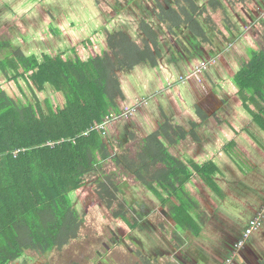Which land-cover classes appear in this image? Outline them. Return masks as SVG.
I'll list each match as a JSON object with an SVG mask.
<instances>
[{
    "label": "trees",
    "instance_id": "16d2710c",
    "mask_svg": "<svg viewBox=\"0 0 264 264\" xmlns=\"http://www.w3.org/2000/svg\"><path fill=\"white\" fill-rule=\"evenodd\" d=\"M172 1L173 8L160 14L162 30L176 38L185 24L202 42L208 37L199 18L216 32L217 17H222L233 32V12L244 16L240 11L252 4V0H206L203 6L196 0ZM147 25L145 39L140 33L131 38L128 26L97 33L73 25L72 30L80 31L82 38L66 43L55 28L51 32L57 37L55 44L37 48L26 43L24 32L18 31L11 39L0 35V71L5 81L0 84V264H15L32 252L61 254L82 241L90 192L111 221L123 222L140 238L147 231L141 224L146 216L128 199L125 190L132 189L130 181L142 183L176 225L170 231L164 222L159 223L156 237L171 236L172 244L183 250L189 248L192 237L203 235L211 215L206 220L197 213L198 204L187 188L177 187L184 180L189 183L193 173L169 152L174 141L185 139L186 130L167 119L146 137L132 130L124 138H113L111 126L118 120L100 128L111 113L121 110L120 74L142 65H159L161 41ZM90 34L97 40L96 49L106 40V47L101 52L94 50L93 55L87 54ZM262 44V49L251 51L250 61L243 64L235 80L240 95H246L243 99L257 107L253 117L264 122ZM24 86L31 99H15L8 93L18 90L25 95ZM48 88L60 97L57 103L40 98ZM207 166L194 168L202 172ZM136 257L135 264H178L172 257L163 260L141 252Z\"/></svg>",
    "mask_w": 264,
    "mask_h": 264
},
{
    "label": "rangeland",
    "instance_id": "374dc122",
    "mask_svg": "<svg viewBox=\"0 0 264 264\" xmlns=\"http://www.w3.org/2000/svg\"><path fill=\"white\" fill-rule=\"evenodd\" d=\"M60 0H43V2L46 4L47 9L49 11H61V8L65 13L70 12H80V13H86L87 8L84 7L83 2L81 0H63L59 3ZM72 1H75V3H72ZM87 2V0H84ZM105 3H108V7L112 6L114 2L112 0H104ZM143 2L140 4V12L133 11V10H126L124 9L125 15L127 17L135 16L140 17L141 15H144L145 18L151 20V14L148 6L151 5L152 0H142ZM199 2H202V0H198ZM197 1V2H198ZM1 3H4L5 6L10 9L14 16L20 18V19H29L30 21H34L31 25L36 24V29L30 28V26L27 25V28L25 26L24 21L17 19L16 17H8V15L5 13V8L0 7V35L6 36L9 39L16 37L18 35V31L27 33L28 30H30V35L25 36L24 39L27 44L32 43L33 48L38 47L39 41H36L34 43L33 38L40 31H42V28L46 26L44 21L42 20V15L40 14L42 10L38 8L36 5L38 3H41V0H0ZM138 2V0H137ZM141 2V1H140ZM145 4V8L144 5ZM42 4V3H41ZM40 4V5H41ZM53 4V7H52ZM54 4L56 6L54 7ZM61 4V6H60ZM122 5V4H121ZM50 7V8H49ZM123 7V5H122ZM88 9H91L88 8ZM54 13V12H52ZM6 16V17H4ZM66 15L63 14V17L65 18ZM84 17V15H83ZM91 18L90 21H87L88 24L92 25V27H96L99 23L93 18V16L89 15ZM69 18V17H68ZM234 18V16H233ZM36 19V20H35ZM71 20L72 25L76 26L78 29L85 27L84 21L75 20V19H66ZM75 20V21H74ZM119 21L117 22L118 25L123 26V19L119 18ZM221 17H217V23L216 26L219 28L221 33L211 31L209 29V34L214 38L217 42V38H219V35H224L227 38V34L225 31H223L222 26L220 24ZM67 24V23H66ZM225 25V23H222ZM50 25V24H49ZM264 25V22H263ZM50 26H53L50 25ZM70 26V25H69ZM250 27V26H249ZM244 32L239 30H234L238 36H241L243 38L247 37L248 40L244 45V50L241 52L242 57L239 58L238 53H236V56L228 54L230 60L235 62L236 64L241 62V64L248 61V52H245V45L249 46L252 41L250 40V35L248 32H252V39L255 41L257 39L258 31L262 30V33L264 32V26L255 28L251 26L250 28L242 27ZM182 29V28H181ZM228 31V30H227ZM229 32V31H228ZM234 32V34H235ZM216 33V35H214ZM261 33V35H262ZM189 33L186 30H179L178 31V37L175 39H178L180 41L177 42V45H168L165 41H163L164 46L167 48L172 47L170 52H167L168 55L164 58H161L159 62V66L156 68H152L146 65H142V67L137 68L134 71H127L123 72L120 75V80L122 82V86L124 88V91L127 93V104H131L126 107H131L134 105V103L137 102V100L141 101L143 99H147L150 103L147 107L140 108L137 112L134 113L133 118L141 119L143 122H155L157 117V105L158 104H164L165 101L169 98L171 94H174L177 98L182 97L181 90L184 87V84H188L189 89H200L204 90V82L197 83L195 79L189 78L191 71L193 67L197 63H201L205 61L206 55L204 54L202 57H197L196 55V46L201 47L199 44H194L190 38L188 37ZM236 35V34H235ZM234 37V36H233ZM249 37V38H248ZM22 38V40L24 41ZM39 40V39H38ZM97 41V40H96ZM95 41V42H96ZM236 44H238V41L233 38L232 40ZM98 43V42H97ZM234 43V44H235ZM99 44V43H98ZM96 45V43L94 44ZM227 46V43L225 44ZM180 46V48H178ZM207 51L209 53H212L215 51V49L211 45H206ZM240 47V46H239ZM98 48L100 52L102 51V47L98 45ZM220 51H216L214 55H217ZM66 52V55H70ZM166 53V54H167ZM250 56V54H249ZM0 57L3 58L2 54H0ZM228 58V59H229ZM181 64V65H180ZM228 64V65H227ZM229 62L225 64L226 69L229 66ZM240 64V65H241ZM223 69V66L221 63L215 65L214 67L210 68V71L213 76H215L216 70L221 71ZM226 71L223 69V72ZM228 71V70H227ZM229 73V72H228ZM163 74V75H162ZM165 76V77H163ZM184 77L186 78L185 83L180 82V78ZM162 78V79H161ZM155 79V83H154ZM202 79V77H201ZM4 76L2 75V72L0 71V84L4 83ZM25 91V95L21 94L20 91H10L9 94L15 98V99H22L24 101L31 99L29 96L28 88L25 86L23 87ZM241 94V91H240ZM195 99V104L203 105L202 104V95L199 91H196L193 95ZM245 94H243V98H245ZM50 98L53 102L59 101L60 97L58 95H55L51 89H47V91L40 93V98L44 100L45 98ZM57 103V102H56ZM241 103V102H240ZM213 104V103H211ZM217 104H221L217 102ZM230 110V109H228ZM228 110L226 111L227 113ZM211 113L213 112L210 110ZM216 111V110H215ZM214 111V112H215ZM213 112V113H214ZM209 113V115H211ZM184 117V116H183ZM195 118L196 115H194ZM131 119V118H130ZM134 119V120H135ZM183 118L179 119L180 123L182 122ZM189 131V128H188ZM192 139V137L190 136ZM248 152L242 153L239 157L236 158L238 163L251 174L252 177H254L251 180L250 183V189L247 193H245L246 203L248 204V207L252 206L253 204L249 203V200L252 198L253 200H259L260 199V192H264V165H262V161L264 162V153L257 154L255 151L250 150V155H247ZM94 177V175H92ZM90 179V177H88ZM145 191H147V188H144ZM149 192V191H148ZM150 194V193H149ZM253 195V196H252ZM93 194L90 192V199L87 202V210L89 211L86 216V223L83 226L82 231V241H77L76 243L68 246L61 254H58L56 252H51L48 255L44 256V254H41L40 252H32L28 253L22 260L19 262H16V264H72L73 261L76 263L78 260H81V264H90V260L98 261L97 264H104V262H109L110 264H135V261L137 260L135 256L132 255L129 249L124 247L122 244H118L117 236L118 234H127L131 233V231H128L126 228V225L123 222H116L111 221V217L107 212H104L99 206L98 203L94 201V197H92ZM129 200L133 202V204L138 209H144L147 211V214H149V219L145 222L146 226H143L147 231H144V234L141 235L139 238V241L141 242V247L143 246L144 253L150 256L160 257V259H168L173 255L171 254V246L167 242L165 238H167V235H165V238L156 237L154 234H160L152 229H150L149 225H156L158 226V223L164 222L165 226L169 224L168 222L171 220L169 216H162V214L158 211H155L151 213L149 210V206L151 207L148 199L144 198V195L142 191L139 189H135V192L132 190L129 195ZM81 200L78 201V204ZM97 203V204H96ZM82 204V203H81ZM236 208L239 210H242L246 208L245 205L241 201H237L235 203ZM154 210V209H153ZM230 208H228L226 205H222L220 207H217L214 202H212V205L210 206V212L212 215L219 218L223 224H225V227L230 228L231 221L228 220V215L232 214L230 212ZM150 211V213L148 212ZM222 211H225L223 214ZM246 219V218H245ZM140 224H138L139 228ZM120 230V232L118 231ZM170 229V228H169ZM210 230V229H209ZM209 230H205L203 233L208 232ZM114 236H113V235ZM132 236V235H131ZM129 240L133 242V237ZM163 240V241H162ZM213 240V242H212ZM218 238L210 235H202L198 238H194V240L189 245L188 249H183L180 251L179 255L182 259H184L187 264H189V261H191L193 258V255L198 253L197 249L207 248L208 246H211L214 241L216 242ZM127 245L130 246V248L133 249L131 246L132 244L128 241L126 238ZM194 242V243H193ZM212 242V243H211ZM106 246L110 247L111 250H106ZM153 247L155 248L154 251H150L149 248ZM97 252H100V256L97 255ZM189 254V256L187 255ZM103 257V258H102ZM99 261H102L101 263ZM73 263V264H74ZM14 264V263H13Z\"/></svg>",
    "mask_w": 264,
    "mask_h": 264
},
{
    "label": "crops",
    "instance_id": "0c3cea01",
    "mask_svg": "<svg viewBox=\"0 0 264 264\" xmlns=\"http://www.w3.org/2000/svg\"><path fill=\"white\" fill-rule=\"evenodd\" d=\"M62 12L64 11L62 10ZM74 28L73 25L64 27L67 33L66 41L75 40L77 42L78 38H82V33L72 30ZM94 29L97 32L106 30L100 24ZM91 35L93 34H90L86 39L90 40ZM161 50V58L168 55V48L166 49L163 42H161ZM223 69L226 71L223 72ZM223 69H221L222 72L216 70L215 76L211 72L203 75L204 90L189 89L188 84H184L183 89L180 91L182 97L177 98L174 94H171L164 104L157 105L158 119L151 123L157 127L160 120H163L165 116H170L177 126L186 130L185 139L174 141L169 147V152L192 169L193 178L190 179L191 181L188 183V181L184 180V185L178 184L177 187L180 189H183V187L187 188V193H190L198 204L197 213H202L207 220L211 212L207 208L206 203L211 206L212 202H214L217 207L226 205L231 209L230 212H238L240 218L252 220L264 206V192L259 193V200L251 198L249 203L253 204V207H248L242 191L247 192L250 189V183L254 177L251 176L247 169L243 168L244 166L242 167L238 163L236 158L245 152L250 155V150L255 151L257 154L264 153V122L247 115L248 110L246 111L243 107L240 90L234 75L228 73L224 66ZM185 82L186 79L181 83ZM122 89L124 100L118 101L121 110L131 105L126 103L127 93L124 91L123 86ZM196 91H199L202 95L203 105L195 104L193 95ZM144 100L146 101L147 99L137 100V103L139 101V104H143ZM218 100H223L226 104H229L228 109L232 108V113H235V115L223 117L218 115L215 117L213 113L215 110L223 111L227 108L217 104L216 101ZM199 107L202 108L199 110L208 113L206 117L199 116L195 118L191 115V112H188L189 109L192 111V109ZM210 110L213 112L211 113ZM180 111L186 112L182 119L184 123H180L178 119L174 118V116H178ZM134 119L118 121L113 124L110 136H113V138L122 136L124 138L130 131L135 130L141 137H146L150 130L147 125L148 122H143L138 118ZM204 165H208L207 171L199 172L194 168V166L204 167ZM262 165H264L263 161ZM237 201H241L246 208L242 210L236 208L235 203ZM222 213L224 214L225 211H222ZM205 234L210 235L211 233L208 231L203 235ZM192 238L193 241L195 237ZM217 241H214L207 248H198V253L195 252L193 260L190 261L191 264H264V220L262 227L253 233L250 249L230 252V246L228 247L227 244H223L220 240L219 242ZM232 258H234L232 260L233 263L229 262Z\"/></svg>",
    "mask_w": 264,
    "mask_h": 264
},
{
    "label": "flooded vegetation",
    "instance_id": "af4514ba",
    "mask_svg": "<svg viewBox=\"0 0 264 264\" xmlns=\"http://www.w3.org/2000/svg\"><path fill=\"white\" fill-rule=\"evenodd\" d=\"M62 1L63 0H60L59 3L62 2ZM112 1L114 2V4L112 6L108 7V5H107L108 3H105L104 0H87V2L84 1V0H81V2L84 3L82 5H84V7L87 8V12L86 13H80V12L65 13V11L64 12L49 11V9H47L46 4L43 2V0H41L42 4L38 3V4L33 5V6H37L38 8H40L42 10V12L40 14L42 15V20L44 21L46 26L44 28H42V31H40V33H38V35H36L35 37H32L33 38L32 41H34V43L36 41H39L38 45H40V44H55L54 41L57 40V37L55 35L51 34V32H52V29L58 28L59 31L57 33V36L62 41H64L66 43L67 41H66L65 37H66L67 33H66L64 27L66 28L67 25H72V21L71 20H66V19L71 18V19H75V20L84 21L83 22L84 26L86 28H88V29H91L92 25L88 24V22H87V21L91 20L89 15L93 16V18L101 26H103V29H107V30L111 29V27H113V26H115L116 29H118V25H117V22L119 21L118 19L119 18L123 19V26H126V27L128 26L127 27L128 28V32H129L128 34H129V36L131 38H134V39L139 37L138 36L139 33L143 37V39L146 38L147 35L145 33H143V29L146 28V25L148 24L147 26L149 28L152 27V28H154L156 30V32L159 35V39H160L161 42L165 41L168 45L171 46V45H175V44L177 45V42L180 41L178 39H175L173 36H169L166 32H164L162 30V26H161L162 24L160 22V20H161L160 14L162 12H166V11H168V10L173 8L172 5L174 3H173L172 0H152V2H150L152 4L148 6V8H149L148 11H150V14H151V20L145 18L144 15H141L140 17H135L134 15L131 16V17H127V15H125V13H124L126 10H130V11L131 10H133V11L134 10L135 11L138 10L139 11L140 10L139 6L143 2L142 0H138V2H137V0H112ZM196 1H198V0H196ZM72 3H75V1H72ZM198 3L201 4L200 6H203V5L206 4V0H202V2L198 1ZM121 4L123 5V7H122ZM143 5H144V8H145V4L144 3H143ZM55 6H56V4H54V7ZM60 6H61V4H60ZM0 7L5 8V13L8 15V17H13V18L16 17V16H14V14H12V16H11V10L8 9V7L5 6L4 3L0 2ZM52 7H53V4H52ZM90 7H91V9H88ZM124 9H126V10L124 11ZM61 11H62V8H61ZM52 12H54V13H52ZM240 12L244 16H242L240 13L233 12L232 18L230 17L231 20H232V22H231L232 27L231 28L233 29V32H231V31H229L227 29V25H226V23L224 22V20L221 17L220 24L222 26V29L224 28L223 31L226 32L227 38L224 35H219V38H217V42L215 40H213L214 38H212V36L209 34L210 26L205 23L204 19L199 18L198 21H199L200 27L202 28V32H204L205 36L208 37L207 41L202 42L200 40V38H197L196 37L197 35H195V33L191 29L187 28V26L185 24L182 25V27H183L182 29H178V31L179 30L188 31V33H189L188 37L190 38V40L194 44L201 45V47L196 46V48H195L197 57L200 58L204 54H207L204 62L210 61V64L208 65L206 71L202 74L201 77H203V75H205V74H208L211 67H214L215 65H217L219 63H221L225 67V64L228 63V62L230 63L228 68H227L228 72L231 73L232 75H234V78L238 75V72L242 68L243 63L241 64V62H239V63L236 64L235 62L230 60L231 58H229V56H227V55L230 54V56L234 55V57H235L236 53H238L239 58H241L242 57L241 52L244 50L243 45L248 40H245V39H247V37L243 36V38H242L241 36H238V34L234 30L241 29L244 32L245 30H243L241 28V25H242V27L244 26L246 28H250L251 26H253L255 28H258L260 26V27L263 28V26H264L263 25V22H264V0H252V4L248 7V9L242 8V10ZM63 14L66 15L65 18L63 17ZM83 15H84V17H83ZM233 16H234V18H233ZM4 17H6V16H4ZM16 18L20 19L18 17H16ZM20 20H22L21 22H23V21H24V23L26 22L25 23L26 28H27V25L30 26L34 22V21H30L29 19H25L24 20V18L20 19ZM143 21L146 22L147 24L143 23ZM223 22L225 23V25L222 24ZM49 24L50 25L53 24V26H50ZM34 26H36V24L31 25L30 28H33V29L37 30V28L34 27ZM94 28H95V26L93 27V29ZM217 30H219L218 27H217ZM178 31H177V34H178ZM257 31H258V35H257L258 37H257V39L255 41H253V39H252V32L251 31L248 32V34L250 35L249 36L250 40L252 41V43L249 46L245 45V52H248V57H249L248 61H250L249 54L251 55V51L252 50H259V49L263 48L262 47L263 46L262 42H264V36H263L262 30L259 31L257 29ZM29 32H30V30H28L27 33H24V36H28V34L30 35ZM216 32L221 33L220 30L216 31ZM234 32H235L236 35L234 34ZM261 33H262V35H261ZM214 35H216V33ZM176 37H178V35H176ZM233 38L238 41V44H236L235 42L232 41ZM17 39L21 40V38H17ZM95 41H96V39L94 38V35H91L90 36V40H89L90 44L88 43V46L90 47L89 50L87 51L88 55H93L95 53V51H97V52L99 51V49H96L94 47V44L96 43ZM209 43H212L211 46L215 49V51L212 52V53H209L207 51V49H206L207 48L206 45L209 44ZM226 43H227V46L225 45ZM30 44H32V43H30ZM101 47H102V50L106 47V40L105 39L102 40ZM178 48H180V46H178ZM55 49H59V48L58 47H53L52 48V50H55ZM171 49H172V47L168 48L167 52H170ZM217 50L220 51V52L217 55H214ZM57 53H60V52L57 51ZM198 64H200V63H197L193 67V69ZM202 80H203V78L200 81H197V80L196 81L198 83H200V82H202ZM180 82H182V81H180ZM236 84L238 86L237 81H236ZM238 88H239V86H238ZM240 97H241V100H242V103H243V107L245 108L246 111L248 110V112H247L248 114L247 115H250V117L253 118L252 111H257L256 105L253 104L250 101H245L241 95H240ZM216 102L221 103V104H219L221 107H227V108L224 109L223 111H217L216 110L214 112V116L215 117L218 116V115L221 116V117L235 115V113H232V110H231L232 108H229L230 110H228V105L229 104H226V102H224L223 100H221V101L218 100ZM238 102L240 103L241 101L238 100ZM137 105H138V107H137V110L135 112H137L142 107H147L149 104L148 105H142V106H139L140 104H137ZM199 109H202V108L201 107L194 108V109H192L193 112L189 109L188 112H191V115H193V116L196 115V117H199V116L206 117V115H208V113L206 111H202V110H199ZM227 110L229 112L231 111V113L227 114V112H226ZM134 113L130 117L131 119L130 118H128V119L127 118H121L118 121H129V120H132V119H134L133 118ZM185 113L186 112L180 111L178 116H174V118L179 120L180 118H183V116H185ZM164 119H167V120H170V121L173 122V120L170 118V116H165L163 118V120ZM163 120H160V122H162ZM147 125L149 126V129H150L149 133L154 132L156 130V128H157L151 122H148ZM130 183L132 184V189H129V191L125 190L128 195H129V193L132 190L135 192V189H139L140 191H142V193L144 195V198L148 199V201H149V203L151 205V207L149 206L148 208L151 211V213H153L155 211H158L164 217L169 216L164 211V208L160 207L159 203L157 202V200H155V198L151 194V192L149 190L145 191L144 188H146V187L142 183L133 184L132 181H130ZM125 191H124V193H125ZM247 192L244 191V190L242 191L244 196H245V193H247ZM130 203L133 204V202L131 200H130ZM86 204H87V201H86ZM98 206L103 210V208L101 207L100 203H98ZM134 207L136 208L135 205H134ZM209 208H210V206H209ZM137 210H138V212H142L146 216L145 220L143 222H141V224H142V226H146L147 227L145 222L149 219V214H147V211L144 210V209L140 210V209L137 208ZM150 211H148V212L150 213ZM86 212L88 214L89 211L86 210ZM132 214L134 215L135 213H132ZM210 215H211L210 216V221H208L205 224V226H203L202 234H204L203 232L205 230H209L210 229L209 231L212 234V236L218 238L217 242H219V240H220L223 244H227L228 247L230 246L229 247L231 249L230 252H232V251H241L243 249H248V248L250 249V245H251L250 243H252L251 241L253 240V234H251L247 239H244V233H245V230H246V228H247V226H248V224L250 223L251 220L245 219V218H240L239 215H238V212H234V213L228 215V220L231 221L230 228H229V227H225V224H223V222L219 218H217L216 216H214L212 214H210ZM170 219L171 220L168 222L169 224L167 225V223H166L167 227L170 228L169 229L170 231L176 230L175 223L172 221L171 217H170ZM262 224H263V221H262ZM262 224H261L260 228L262 227ZM149 226L150 227L152 226V229L154 231L160 233V230H159V228L156 225H149ZM119 232H120V230H119ZM134 236L135 235H134L133 232L127 233V234H123L122 233V236L118 234L117 241H118V244L121 242V244L124 247H126L127 249H129L130 252L132 253V255L135 256V258H137L136 257V253L141 252V253L145 254L144 253L145 251L143 249V246H142V248H140L141 247V242L139 241V238L136 239ZM132 237H133V242H131L129 240V238L131 239ZM126 238L132 244L131 246L133 247V249L130 248L129 245H127ZM166 240L171 246V248H170L171 249V251H170L171 254H169V255L170 256L173 255L171 257L175 258V260L177 261L176 263H178V264H187V262L184 259H182L181 256L179 255L180 254L179 252L182 251V250H178L172 244L171 236H168L166 238ZM212 242H213V240H212ZM240 243H242V244L240 245ZM108 248H109V251H110L111 248L110 247H108ZM149 250L150 251H154L155 248L150 246ZM46 255H48V254H44V256H46ZM187 255L189 256V254H187ZM192 260H193V258H192ZM232 260H234V258L230 259L229 262L233 263ZM99 262L101 263L102 261H99ZM79 264H81V263H79ZM90 264H97V263L94 260H90ZM104 264H110V263L109 262H104ZM189 264H191L190 261H189Z\"/></svg>",
    "mask_w": 264,
    "mask_h": 264
},
{
    "label": "built area",
    "instance_id": "2783aa9c",
    "mask_svg": "<svg viewBox=\"0 0 264 264\" xmlns=\"http://www.w3.org/2000/svg\"><path fill=\"white\" fill-rule=\"evenodd\" d=\"M210 64V61H206V62H202L200 64H198L192 71L191 74L189 76V78H193L197 81L201 80V76L202 74L206 71L208 65ZM186 78L182 77L180 79V81H184ZM149 101H143V104H140L139 106L142 105H148ZM139 103L134 104L131 107H125L123 108L119 113H111L107 118L106 121L103 125L100 126V128H104L105 125H111L113 124L115 121L121 119V118H130L133 113L137 110V107ZM264 220V206L263 208L260 210V212L258 213V215L253 218L250 223L248 224L245 233H244V239H247L251 234H253L256 230H258L262 224V221ZM242 243H240L241 245Z\"/></svg>",
    "mask_w": 264,
    "mask_h": 264
},
{
    "label": "clouds",
    "instance_id": "9594fccd",
    "mask_svg": "<svg viewBox=\"0 0 264 264\" xmlns=\"http://www.w3.org/2000/svg\"><path fill=\"white\" fill-rule=\"evenodd\" d=\"M121 111V110H120Z\"/></svg>",
    "mask_w": 264,
    "mask_h": 264
}]
</instances>
